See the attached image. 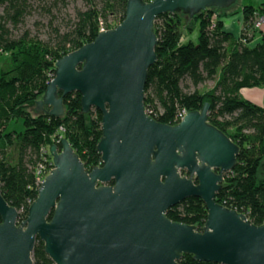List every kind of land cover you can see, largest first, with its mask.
<instances>
[{
    "label": "water",
    "instance_id": "water-1",
    "mask_svg": "<svg viewBox=\"0 0 264 264\" xmlns=\"http://www.w3.org/2000/svg\"><path fill=\"white\" fill-rule=\"evenodd\" d=\"M235 1L127 0L120 23L56 60L35 110L61 116L62 96L78 92L84 113H101V162L86 169L67 138L51 144L54 168L20 223L0 182V264H33L37 238L54 264H177L185 253L217 264H264V223L214 200L240 148L208 122L209 102L175 124L144 106L157 60L156 17L181 11L191 20ZM192 196L207 209L200 231L166 215Z\"/></svg>",
    "mask_w": 264,
    "mask_h": 264
},
{
    "label": "trees",
    "instance_id": "trees-1",
    "mask_svg": "<svg viewBox=\"0 0 264 264\" xmlns=\"http://www.w3.org/2000/svg\"><path fill=\"white\" fill-rule=\"evenodd\" d=\"M126 1L103 0L98 8L90 0L88 8L77 11L70 30L45 42L27 34L10 38L7 23L16 25L23 19L28 0H0V56L9 53L7 67L0 68V182L3 198L19 211L18 223L26 218L37 196L34 168L40 147L51 145L50 135L59 125L65 126L64 137L86 169L100 164L96 144L101 136V113L97 109L84 113L78 92L62 96L64 113L58 117L45 111L32 113L29 108L35 109L54 76L56 60L92 41L100 21L120 23ZM262 5L242 6L243 28L237 37L224 29L223 9H205L191 20L181 11L158 15L154 24L157 60L148 69L144 88L146 110L162 123L175 124L178 111L200 110L209 102L208 122L240 148L214 200L243 213L256 225L264 223V103L259 105L239 91L264 85V29L258 30L254 42L253 36L241 41L254 11ZM195 23L199 26L196 41L185 40L184 32ZM207 80L214 81L212 88L189 89ZM13 119H21L22 130L8 129ZM166 215L200 231L207 209L201 198L192 196L169 208ZM32 259L33 264H54L38 238ZM177 264L217 263L196 261L185 253Z\"/></svg>",
    "mask_w": 264,
    "mask_h": 264
},
{
    "label": "rangeland",
    "instance_id": "rangeland-1",
    "mask_svg": "<svg viewBox=\"0 0 264 264\" xmlns=\"http://www.w3.org/2000/svg\"><path fill=\"white\" fill-rule=\"evenodd\" d=\"M261 1L263 0H236L229 8L223 9L224 11H221V13H224L225 15L233 14V16L236 17L241 14L243 5L252 4L257 6L263 3ZM92 2L98 8L103 5V0H92ZM28 4L27 12L18 24L12 25L10 22L7 23L10 32L9 37L19 38L22 35L27 34L28 38H36L49 42L56 38L57 33L61 34L73 27L77 11L88 8V6H90V0H28ZM190 26L191 29H187L184 32L183 37L185 40L191 39L196 41L199 27L198 23ZM262 29H264V24L262 25ZM258 30L254 31V35H252L253 38L259 37ZM8 57L9 53L1 52L0 68L7 67ZM213 85V80H207L198 84L196 87L190 85L189 89L204 91L212 88ZM239 92L242 96L250 98L258 104L264 103V85L243 87ZM29 110L32 113L35 112L34 107H30ZM8 129L22 130L23 125L21 119L11 120Z\"/></svg>",
    "mask_w": 264,
    "mask_h": 264
},
{
    "label": "built area",
    "instance_id": "built-area-1",
    "mask_svg": "<svg viewBox=\"0 0 264 264\" xmlns=\"http://www.w3.org/2000/svg\"><path fill=\"white\" fill-rule=\"evenodd\" d=\"M119 23L116 21L110 20L107 23H104L103 21L99 22V31H104L107 29H110L114 26H116ZM264 24V5H262L261 10H256L253 13L252 17V24L245 29L244 36L241 38L242 42H246V39L251 37L255 30H258L262 28V25ZM214 26V24L211 25V28ZM98 31V32H99ZM53 78V76L50 78V80ZM95 108H91L90 110H94ZM146 112L150 114L147 110ZM186 114V111L184 109L177 112V115L175 117V123H178ZM64 132H65V126L59 125L53 134L50 135V139L52 141L51 144L59 145L62 138H64ZM50 144L42 145L39 150V161L37 162L35 168H34V188L38 191L41 187V181L45 179L46 175L49 174V172L54 168L53 164V158L49 150ZM101 162V161H100Z\"/></svg>",
    "mask_w": 264,
    "mask_h": 264
},
{
    "label": "crops",
    "instance_id": "crops-1",
    "mask_svg": "<svg viewBox=\"0 0 264 264\" xmlns=\"http://www.w3.org/2000/svg\"><path fill=\"white\" fill-rule=\"evenodd\" d=\"M261 2H264V0ZM223 23H224V29L226 31L231 32L234 36L237 37L242 30L243 15H242V13L236 17L233 15H224L223 16ZM255 39H257V37L253 38V40H255ZM259 105H263V104H259Z\"/></svg>",
    "mask_w": 264,
    "mask_h": 264
},
{
    "label": "flooded vegetation",
    "instance_id": "flooded-vegetation-1",
    "mask_svg": "<svg viewBox=\"0 0 264 264\" xmlns=\"http://www.w3.org/2000/svg\"><path fill=\"white\" fill-rule=\"evenodd\" d=\"M180 173H181L182 175L187 176V171H186L185 169H181V170H180ZM193 181H194V183H197V179H196L195 177L193 178Z\"/></svg>",
    "mask_w": 264,
    "mask_h": 264
}]
</instances>
